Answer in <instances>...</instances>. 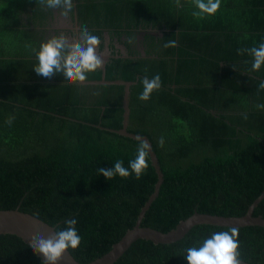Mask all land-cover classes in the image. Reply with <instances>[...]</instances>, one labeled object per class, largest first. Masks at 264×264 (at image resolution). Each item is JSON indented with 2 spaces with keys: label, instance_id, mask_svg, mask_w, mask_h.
<instances>
[{
  "label": "trees",
  "instance_id": "1",
  "mask_svg": "<svg viewBox=\"0 0 264 264\" xmlns=\"http://www.w3.org/2000/svg\"><path fill=\"white\" fill-rule=\"evenodd\" d=\"M73 4L79 27L99 36V53L110 55L105 79L134 81L127 131L149 138L163 177L141 225L166 232L194 212L244 215L264 188V65L250 71L252 58L237 50L264 42V0H221L203 19L192 15L193 0L180 7L175 0ZM52 13L41 0H0V209L29 213L56 230L75 217L81 244L68 250L87 263L134 226L157 174L150 157L139 179L98 174L117 160L127 167L139 146L109 130L122 126L124 86L34 71ZM169 40L176 46L165 48ZM101 74L87 73V80ZM156 74L161 89L139 100L142 78ZM253 215L264 218V198ZM230 228L196 224L172 243L137 239L113 264H187V248ZM237 228L240 260L264 264V227ZM0 264L42 261L21 238L0 234Z\"/></svg>",
  "mask_w": 264,
  "mask_h": 264
},
{
  "label": "clouds",
  "instance_id": "2",
  "mask_svg": "<svg viewBox=\"0 0 264 264\" xmlns=\"http://www.w3.org/2000/svg\"><path fill=\"white\" fill-rule=\"evenodd\" d=\"M175 3L177 7L181 6L180 0H175ZM41 4L50 9H63L62 15L64 16L72 12L74 8L73 0H41ZM193 4L198 11H194L192 15L203 19L205 15L212 16L219 10L221 0H193ZM131 42L130 40L129 43ZM100 43V37L92 34L86 26H81L79 39L72 42L63 33L52 36L40 44L39 51L36 53L38 65L34 71L48 79L57 73H62L68 81L84 82L88 79L87 73L103 68V57L97 53ZM176 43V41L169 40L164 47H175ZM237 53L238 55L247 54L252 58L250 71H258L264 65V42L258 46L238 49ZM141 83L143 91L138 97L141 101L149 100L151 94L162 87L159 74L151 79L145 75ZM259 88L264 89V80L259 82ZM258 107H264V105H258ZM245 118H247L246 115ZM14 119V115L9 116L6 123L11 126ZM137 139L139 146L136 156L127 167L124 166L123 161L117 160L111 168H98V174L103 175L107 180L117 175L121 178H128L132 174L139 179L148 168L151 146L144 138L138 137ZM158 143L161 147L164 145L163 137ZM64 223L63 229H54L47 236L40 231L31 234L30 247L34 253L42 256V264H57L63 255L68 253L69 248L76 249L81 244L82 238L76 228L77 219L73 217ZM238 236L239 229L235 226L228 231L212 233L209 238L203 240L199 247L193 246L186 249L187 264H241Z\"/></svg>",
  "mask_w": 264,
  "mask_h": 264
},
{
  "label": "water",
  "instance_id": "3",
  "mask_svg": "<svg viewBox=\"0 0 264 264\" xmlns=\"http://www.w3.org/2000/svg\"><path fill=\"white\" fill-rule=\"evenodd\" d=\"M104 60V65L99 80H87L84 82H79L83 84H117L124 86L123 95V120L122 126L119 129H109L112 132H116L120 135L138 140V137H142L150 143L151 151L149 153L150 160L154 166L155 172L157 174V181L154 185L153 192L149 195L148 199L142 206L139 215L136 219L134 226L128 229L123 236L114 244V246L105 254L100 257L87 262L81 263L77 261L67 250L61 260L57 264H113L131 245V243L137 239L149 240L153 243H172L180 238H182L191 227L196 224H210L218 226L227 227H243V226H261L264 227V218L260 215H253L254 208L256 205L264 198V188L261 193L249 204L246 212L242 216H223L217 214L200 213L194 212L192 215L178 222V224L170 229L169 231L163 232L149 226H142V218L159 193L160 186L163 181L161 169L153 151L151 141L145 135H139L133 132L127 131L128 117H129V94L130 86L134 84V81H126L122 79L106 80L105 79V64L110 57L109 54L104 51L100 53ZM98 127H101L97 125ZM102 128V127H101ZM55 228L40 218L31 215L26 212H22L18 209H0V234H12L21 238L24 243L30 246L29 238L33 232L40 231L46 236L51 234ZM42 261V256L35 253ZM241 264H250L246 261L241 260Z\"/></svg>",
  "mask_w": 264,
  "mask_h": 264
},
{
  "label": "flooded vegetation",
  "instance_id": "4",
  "mask_svg": "<svg viewBox=\"0 0 264 264\" xmlns=\"http://www.w3.org/2000/svg\"><path fill=\"white\" fill-rule=\"evenodd\" d=\"M61 9V8H60ZM59 8L56 9H52L53 13L52 15H50L48 19L49 25L47 26V28L44 31L45 37L46 38H51L52 36H58L61 33H63L67 38H73L74 40H78L79 39V32H80V27L76 21V17L75 14L72 15V13L70 12L68 14L69 16V22L71 23L70 26H66V27H61L59 26V21L57 22V24L53 25V20L55 19V12L60 10ZM62 10V9H61ZM71 19V20H70ZM52 20V21H50ZM61 21V19H59ZM64 21H62L61 23H63ZM72 42V41H70ZM106 53L108 54L107 50L105 49Z\"/></svg>",
  "mask_w": 264,
  "mask_h": 264
},
{
  "label": "rangeland",
  "instance_id": "5",
  "mask_svg": "<svg viewBox=\"0 0 264 264\" xmlns=\"http://www.w3.org/2000/svg\"><path fill=\"white\" fill-rule=\"evenodd\" d=\"M60 9V8H59ZM62 11H63V9L61 10H58V11H56L55 12V19L53 20V25L55 24H57V22L59 21V26H61V27H66V26H70L71 25V23L69 22V16L67 15V16H64V15H62ZM59 19H61V21L59 20ZM71 20V19H70ZM62 21H64L63 23H61ZM48 25H49V22H48ZM106 37V39H107V36H105ZM69 39V41H73V38H68ZM118 47H120L121 49H124L121 45H117ZM97 51H98V48H97ZM105 51V50H104ZM103 52V51H102ZM104 53V52H103ZM102 53V54H103ZM98 54H100L99 53V51H98Z\"/></svg>",
  "mask_w": 264,
  "mask_h": 264
},
{
  "label": "crops",
  "instance_id": "6",
  "mask_svg": "<svg viewBox=\"0 0 264 264\" xmlns=\"http://www.w3.org/2000/svg\"><path fill=\"white\" fill-rule=\"evenodd\" d=\"M104 52V51H103ZM97 53H98V51H97Z\"/></svg>",
  "mask_w": 264,
  "mask_h": 264
}]
</instances>
